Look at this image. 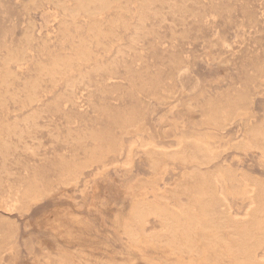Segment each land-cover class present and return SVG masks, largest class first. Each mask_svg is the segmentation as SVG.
Instances as JSON below:
<instances>
[{"label":"rangeland","instance_id":"rangeland-1","mask_svg":"<svg viewBox=\"0 0 264 264\" xmlns=\"http://www.w3.org/2000/svg\"><path fill=\"white\" fill-rule=\"evenodd\" d=\"M75 6L72 0H0V64L6 55L5 49L13 50L24 45L26 32L31 34L32 40L24 63L19 67H10L15 73L12 76L16 78L13 80L14 77L9 76L7 85L0 86V122L7 120L11 123L15 118L20 122L32 112L30 108L21 109L20 102L28 93L27 83L37 76V62L49 65L53 54L70 55L69 49L84 38L92 57L100 58L105 65L114 57L124 58V65L131 67L132 72L123 66H116L117 77L108 79L102 74L97 77L98 80L96 78V86L112 88L116 85L119 97L112 103L117 110L133 120H138L146 110L150 131L120 135L117 130L118 140L121 139L123 144L125 142V148L133 146L129 158L124 152L115 158L108 156V161L115 160L117 165L109 166L108 172L104 171L98 178L93 176L98 166L92 164L83 172L80 182L75 185L77 187L58 186L31 204L22 215L19 211L5 208V190L15 183V175L24 171L22 164L36 167L38 160L22 150L12 151L13 157L9 163L6 162L11 177L0 173V264H47L46 257L53 260L59 254L74 264H189L188 259L179 260L166 250L154 252L131 248L121 234L120 227L132 201L127 191L138 183L150 182L154 176L145 151L139 145L151 143L158 151L172 153L178 149L180 136L186 133L195 135L216 161L209 168L195 170L193 165L182 167L179 160H164V173L157 186L159 191L175 182L190 183L194 174L203 175L216 184L215 193L223 203L222 209L228 210L227 215L235 217L236 214L239 218L249 210L245 206L246 201L241 203L238 196L230 194V190L235 185L234 180L242 179L249 190L247 195H253L250 189L254 183L264 186V163L258 153L242 152L233 146L241 138L238 136L243 117L234 116L222 127L209 126L206 122L214 107L222 104L226 107L242 94L245 98L239 108L251 112L257 123L263 119L264 0H164L153 3L144 17L138 1L118 0L94 18L95 25L102 27L104 33L108 31L110 20L119 18L117 26L113 27L114 35L102 34L96 38L94 32L89 31L93 18L82 14L73 19L70 17ZM140 18L144 19L141 27ZM175 62L179 65L176 66ZM93 65L91 62L82 71ZM251 73L255 78L248 76ZM2 76L0 71V80ZM67 76L59 80L56 90L50 95H46L45 91L51 86L48 79L43 78L39 90L41 102L33 109L41 113L46 105L57 101V96L66 94L67 82L78 79L79 74L71 70ZM91 86L84 81L76 87L73 103L68 105L69 121L63 112L52 116L42 111L37 121L39 126L30 131L36 140L31 141L25 134L24 141L34 149L38 145L37 151L49 160H56L57 154L66 159L73 157L79 162L84 161L83 150L63 144V136L69 127L79 133L97 125L102 130L108 127L105 118L99 123L92 122L95 115L92 107L99 102V98L102 104L110 103V97L107 94L97 95ZM160 97L168 98V101ZM136 111L137 116L134 115ZM20 126L26 131L23 123ZM58 129L61 132H57ZM169 130L174 132L173 136H169ZM3 134L0 130V138ZM10 141L17 143L15 136L10 137ZM82 144L91 148L90 140ZM130 158L133 163L124 171L123 163L127 160L131 163ZM2 164L0 158V168ZM55 171L49 174L51 178L60 175L59 169ZM223 173L229 178L222 177ZM154 222H151L149 230L159 228ZM7 228L13 231L12 239L7 236ZM262 254L263 251L260 256Z\"/></svg>","mask_w":264,"mask_h":264},{"label":"bare ground","instance_id":"bare-ground-1","mask_svg":"<svg viewBox=\"0 0 264 264\" xmlns=\"http://www.w3.org/2000/svg\"><path fill=\"white\" fill-rule=\"evenodd\" d=\"M72 1L76 3V8L70 12V17L73 19L76 15L82 14L86 17L93 18V24L92 27L89 28V31L92 33L94 32L95 38L102 34L105 36L114 35L113 27L117 26L119 18L110 20L107 33L102 31V27L95 25L94 18L96 15L107 10L108 7H111L112 4H116L118 0ZM128 1L130 0H126V2ZM136 1L142 5L141 14L142 17H144L147 10L149 7H151V5H153V3L162 2L164 0ZM141 19L142 18H140V20ZM143 20H141L140 27L143 25ZM99 21L102 22V19ZM76 30H80V28H76ZM24 38V45H21L19 48L15 49L14 47L13 50L5 49L6 55L1 59L0 64V71L3 75L0 80V86L7 85V78L9 76L14 77L13 80L16 78L15 76H12L15 73L10 70L11 65L19 67L21 63H24L25 55L27 54L28 48L30 47L29 43L32 41L31 34L26 32ZM86 42L87 40L85 41L84 38H80L78 45L69 49L70 55H51L49 65L36 61L37 65L35 66L37 76L34 78V80L31 79L30 82H26L28 93L25 95L26 97L22 101L20 100L21 109L30 108L32 112L20 122L17 121V118H15V120L11 123L7 120L0 122V130L4 132L3 136L0 138V158L3 162L2 167L0 168V173L3 172L11 177L10 172L6 168V162H8L9 159L13 157L12 151L22 150V152H25L32 158L38 160L36 167H32V165L29 163L22 164L18 162L19 164H22L24 171H19L20 173L15 175V183L10 185L8 190L4 189L6 193L4 203L7 210H16L22 215L29 210L31 204L48 195V193H50L52 190H56L58 186H66V188L67 186L77 187L75 185L80 182L83 172L85 169L91 167L92 164H96L98 166V168L96 167L97 170L96 172L94 171L95 174L93 175L95 178H98L100 175H103L104 171L108 172L107 168L109 166L117 165V161L115 162V160L108 161V156L115 158L116 156L118 157L121 152H124L129 158L133 146H128L125 148V142L123 144L121 139L118 140V133L116 134L117 130L120 131V135H126L130 133L132 134V131L143 133H148L150 131L149 125L146 121V110L143 109L144 111L142 112L141 116L138 117V120H133L134 118L132 119L129 115H123L125 114L123 113L124 111L122 112L123 114H121V111H118L116 105L112 103L119 97H117L118 87L116 85L112 88H109L111 87L109 86V89L107 86V89L104 87L98 88L96 86V78L102 74L106 75L108 79L117 77L118 73L116 72V66L118 65L123 66L124 69L127 71L130 70L132 72L131 67L124 65L126 60L124 58L114 57L112 61L105 65L100 60V58L92 57V51L86 45ZM63 50L64 49H62V51ZM91 62L94 63L93 67L87 71H82V68L84 66H89ZM179 62L180 61H178V63ZM178 63L175 62V65L177 66ZM71 70L77 71L79 78L70 80L68 82L66 81V94H61L59 97L57 96L58 99L55 103L46 105L42 110L44 112L43 114L46 113L54 116L55 114L58 115L59 113L63 112L64 117L67 119V121H69L70 113L68 110V105L73 103L76 87L81 85L84 81H88V83L93 86L94 93L97 95L107 94L110 97V103L102 104L100 103L102 99L99 98V102L94 104L92 107L95 114L94 120L92 122L99 123L100 119L105 118V121L108 124V127L106 126L105 130L100 129L99 127L101 126L98 127L97 125L96 128L92 127V131H90L92 128L87 129L90 131L89 133H86L87 130L85 132L83 131L82 133H79L78 131L76 132L71 127H69L67 128L66 134L63 136V144L72 146L76 150H83V154L85 153V158L84 161L81 160L82 162H79L77 160L78 158H73L72 156L71 159H66L64 156H57V154L56 157L58 158L56 160H49L46 155L42 156L37 151L38 145L36 146L37 148L34 149L29 145V143L24 141L25 134L28 135V138L31 141L36 140V137L34 138L31 136L30 131L33 128H37L39 126L37 121L40 116V112L34 110L33 106L41 102L39 90L41 89L40 83L43 82V78L45 79L46 77L48 79V83L51 86V89L45 91L46 95H50V93H52L57 87L59 80L65 79ZM179 75L177 74V76ZM251 75L252 73L248 76L254 77ZM248 76L247 78H249ZM68 77L69 76H67L66 79ZM172 77L174 78L173 75ZM138 78L141 79L143 77L140 78L139 76ZM151 89H153V87ZM153 91H155V89ZM158 91L159 90L156 92ZM241 93H244V91ZM154 94L152 96H154ZM89 96L92 97L90 94ZM17 97L19 99V96ZM244 98L245 94H242L241 96L238 95L236 100H232V102L226 107H222L223 104L221 106L218 105V107H214V110L211 114H209L206 123L209 126L222 127L223 124H225V122L232 117L238 115L242 116L243 118L242 124L240 125V136H238L241 138L239 141L237 140L238 142L233 144V146L242 152L258 153L260 155L261 161L264 163V115L263 119L257 123V121L254 120L255 116L251 112H249L247 109L239 108L240 102ZM160 99L168 101V98L166 100L165 97H160ZM137 114L138 112L136 111V114L134 115L137 116ZM181 115L183 114L181 113ZM20 123L25 125L26 131H23ZM70 123L72 124L73 121L69 122V124ZM59 130L60 129H58L57 132H61ZM172 130L174 131V129ZM172 130H169V136H173L174 132ZM57 134L58 136L59 134L61 135V133ZM72 134H75V136ZM135 135H137V133ZM12 136L16 137L17 143L10 141V137ZM85 140L91 141V148L88 149L83 146L82 143ZM60 142H62V139ZM132 143L133 142H131V145ZM143 143H140L139 147L145 151L150 166L149 168H151L153 171L154 176L150 182L138 183L136 185L132 184L133 186L127 191V194L132 197V201L126 211V215L120 227L121 234L125 237L127 245L137 250H153L154 252L166 250L167 253L175 256V258L179 260L188 259L189 264H264V186L258 184V182L254 183L250 189L253 195L248 196L249 194L247 195V193H249V190L246 188L247 184H245L242 179L234 180L235 185L232 186L230 194L236 197L238 196V199L241 203L246 201L245 206L247 205L249 210L246 211L242 217L238 218L236 217V214L235 217H232L227 215L226 211L228 210L225 211L222 209L223 203H220L221 199L219 200L215 193L216 190H214L216 184H214V181L210 179V177L205 178L203 175L201 176L194 174L190 183L175 182L174 185L168 186L161 191H159L157 188L164 173V160L166 159L179 160L183 164L182 167L186 165H193L195 170H199L200 168H209L216 161V158H214L212 154L204 148L201 139L197 137L195 138V135H192L191 133L183 134L182 137L180 136L178 139V149L172 153L158 151L159 149L157 150V147L153 144L147 143V145L146 143ZM130 160H132V158H130ZM132 163L133 160L131 163L129 160L123 163L124 171H127L125 167L129 168ZM55 169H59L60 175L56 178H51L49 174L53 170L55 171ZM183 176L184 174L182 177ZM222 177L227 178L228 176L226 173H223ZM1 187L2 183L0 180V189ZM5 193L3 194L5 195ZM148 196H150V198H148ZM232 207L234 206L232 205ZM152 221L157 222L159 228H153L149 230L148 227ZM7 231V236L12 239L13 231L9 228H7ZM262 251L263 254L260 256V252ZM46 261L47 264H74L62 254H59L56 259L53 260L49 257H46Z\"/></svg>","mask_w":264,"mask_h":264}]
</instances>
